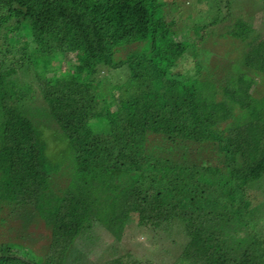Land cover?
Returning a JSON list of instances; mask_svg holds the SVG:
<instances>
[{"label": "trees", "instance_id": "trees-1", "mask_svg": "<svg viewBox=\"0 0 264 264\" xmlns=\"http://www.w3.org/2000/svg\"><path fill=\"white\" fill-rule=\"evenodd\" d=\"M164 1L0 0V211L49 230L40 259L2 241L0 264H65L96 226L116 245L160 229L163 254L193 228L205 264H264V88L239 87L264 82V32L223 27L242 55L216 85L175 68L227 18L224 0L183 27L196 41ZM120 255L103 264H151Z\"/></svg>", "mask_w": 264, "mask_h": 264}, {"label": "rangeland", "instance_id": "rangeland-1", "mask_svg": "<svg viewBox=\"0 0 264 264\" xmlns=\"http://www.w3.org/2000/svg\"><path fill=\"white\" fill-rule=\"evenodd\" d=\"M216 1L175 0L177 7L171 9L167 17L177 20L175 27L178 28L179 35L187 31V35L191 36L193 41H196L198 40L196 30H184L183 27L191 26V24H209L211 18L216 15L215 9L210 11V3L215 2L216 5ZM175 2L167 0L163 3L169 7L170 5L173 7ZM163 3L161 5H164ZM231 3V8L227 9V3L225 0L223 1V12L221 15L227 18L214 26L208 25L209 35L203 45L202 43H198L199 47L195 48L196 53H188L184 59H181L175 71L186 72L189 75L197 74L202 79L213 80L216 85H219L221 83L220 80L222 81L227 72L238 68L232 60L225 58L229 56L232 59L235 56H241L242 47L237 43H233L232 38L228 36L224 38L220 34L224 33V26H229L238 17L252 21L256 28L264 32V0H231ZM67 58L74 59V54H68ZM66 70V63H64L58 74L61 75ZM249 74L252 75V73ZM241 86L253 94H258L260 88H264V82L261 81L260 76L257 77L255 83L248 84L247 82H241L239 87ZM216 95L217 99L221 98L220 88H217ZM208 136L212 135L209 134ZM2 218L7 219L3 222ZM135 219L138 221L137 217ZM132 230V238L129 235L125 236L121 245H116V240L110 235H105L103 233L104 230L99 226H96L94 231H84L78 237L75 244L69 248L65 264H103L115 257L124 256L120 254H125L127 250L144 263L146 261H151V264H205V262H208L207 259L210 251L196 247L194 240L198 238L195 236L196 233L193 228L189 232L192 234V238H194V244L191 242L186 250L183 253L181 252L182 254H180L182 250L181 246L185 245L188 240V236L182 234V230L179 234L176 232L178 242L171 245L170 251L166 254L161 252L166 250L160 243L167 239L168 236H164L163 232H161L162 230L151 229L145 226L138 228L134 232ZM48 232L49 230L42 220L40 222H33L24 228L23 223L19 219L8 217L5 211H0V242H22L25 246L19 249L21 254L18 256L21 259L29 260L30 258L34 259V257L40 259L41 256H44L39 252L43 251L44 245L48 242ZM19 234H22L24 238L20 239ZM166 246L168 247V245Z\"/></svg>", "mask_w": 264, "mask_h": 264}]
</instances>
